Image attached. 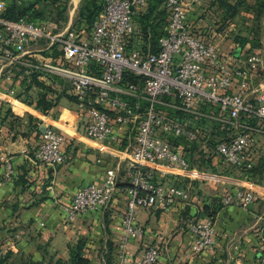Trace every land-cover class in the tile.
Masks as SVG:
<instances>
[{"label":"built area","instance_id":"2783aa9c","mask_svg":"<svg viewBox=\"0 0 264 264\" xmlns=\"http://www.w3.org/2000/svg\"><path fill=\"white\" fill-rule=\"evenodd\" d=\"M150 1L105 0L88 32L70 29L51 34L42 24L25 18L9 21L0 15V78L11 82L8 94L15 95L20 81L33 74L63 78L84 133L119 148L125 144L124 158L108 167L101 181L82 185L69 203L62 204L68 220L83 211L103 209L118 179H127L122 235L113 264H154L159 256L158 245L150 244L140 256L129 258L127 239L141 233L137 207L165 209L176 201H188L192 182L208 176L211 155L230 169L251 167L256 137L264 135V87L247 96L249 78L260 71L264 78L263 55L248 49L238 61L201 38L189 16L203 0H161L166 24L156 46L129 47L135 33L132 14ZM3 9L0 1V14ZM42 39L49 43L39 45ZM55 42L57 60L35 57ZM173 138L186 141L187 149ZM63 139L59 129L45 125L31 158L51 167L62 163ZM198 151L203 160L190 161ZM167 166L183 169L187 181L164 178ZM253 198V190L246 186L225 192L222 202L247 206ZM187 228L193 236L192 250L214 243L211 217H190Z\"/></svg>","mask_w":264,"mask_h":264},{"label":"crops","instance_id":"0c3cea01","mask_svg":"<svg viewBox=\"0 0 264 264\" xmlns=\"http://www.w3.org/2000/svg\"><path fill=\"white\" fill-rule=\"evenodd\" d=\"M227 1L237 2L201 1L191 11L190 23L201 38L240 61V53L259 47L253 40L259 39V44L261 40L258 31L249 29L239 30L238 44L236 38L227 39V26L217 22L219 16L228 18L224 23L231 20ZM245 2L238 0V13ZM236 8L228 13L233 14ZM251 8L254 12L255 7ZM35 79L21 80L11 96V82L0 78V258H4L1 264H48L56 258L67 261L68 244L79 237L85 238L88 264H113L116 244L122 235L120 219L126 208L127 179H118L117 189L103 209L83 211L68 220L62 204L69 203L82 185L101 181L106 169L124 158L125 144L119 148L84 133L63 78ZM261 86L264 87L263 75H252L247 96L253 97V89ZM42 93L53 101L46 110L38 105ZM45 125L56 127L64 136V161L55 167L31 158ZM252 153L255 165L264 156L263 134L257 135ZM211 164L206 163L205 179L192 182L188 201H176L165 209L137 207L136 222L141 233L127 239L130 260L140 256L148 245L156 244L160 252L154 264H264V171L249 179L239 170L217 168L216 164L211 168ZM163 170L166 179L187 181L181 168L167 166ZM246 186L254 193L247 206L222 202L225 192ZM214 202L221 203L213 217L214 243L194 251L187 219L206 216L204 205Z\"/></svg>","mask_w":264,"mask_h":264},{"label":"rangeland","instance_id":"374dc122","mask_svg":"<svg viewBox=\"0 0 264 264\" xmlns=\"http://www.w3.org/2000/svg\"><path fill=\"white\" fill-rule=\"evenodd\" d=\"M91 1L92 0H55L54 3H51V0H41L34 5L32 13L35 9H38L39 11L41 10L42 15H35L36 17L31 19L33 22L46 26L47 31L51 34H62L64 31L70 29H75L76 31L85 30V32H88L91 28V23H89L84 17L83 9H85L87 5H91ZM104 2L105 0H96V5L98 7L96 10L98 11L94 12L92 19L102 11ZM253 2L254 0H247V2L242 4L241 12L238 13V0L235 4L227 1L225 5L226 7L230 6V8H227V14L231 15V20L229 19V23H224L228 18L225 19L219 16L217 22H222L227 26V39L233 41L236 38L237 44L239 30L240 32H245L246 29L252 30V32L253 30H255V32L258 31L262 43H258L259 47H254V49L259 54L263 55L262 57L264 59V5H261L264 1L256 0L254 5ZM234 6H237L235 9L236 11L233 14L228 13V11L233 10ZM251 6L255 7L254 12ZM262 12L263 14L259 17ZM253 13L254 15L252 16L251 14ZM132 19L134 22L135 33L132 35L129 47L145 48L147 44L156 46L157 38L162 34L163 28L166 24V12L163 6H161V0H152L147 7L136 10L132 14ZM143 28H146L145 31H143ZM256 40L258 42L259 39ZM47 43H49V39H42L40 40L39 45L42 44V46H44V44L46 45ZM56 46L57 42L53 43L49 49L38 52L37 54L40 56L39 59L47 58L48 60H57L58 50ZM258 75L262 76L263 71L262 73L261 71L258 72L256 76ZM72 110L74 111V108ZM218 131L220 132L219 129H216L215 134H219ZM173 142L181 143L187 149L188 143L186 141L173 138ZM190 149H195V145L192 144ZM200 154L202 155V152L198 151V153H195L194 157L192 155L190 161L195 162V160L202 159ZM210 157L211 160L209 162L212 163L211 168H213V166L215 168V164L217 168L223 169L226 167L225 164L214 155H211Z\"/></svg>","mask_w":264,"mask_h":264},{"label":"trees","instance_id":"16d2710c","mask_svg":"<svg viewBox=\"0 0 264 264\" xmlns=\"http://www.w3.org/2000/svg\"><path fill=\"white\" fill-rule=\"evenodd\" d=\"M41 0H29V1H23V0H3L4 2V9L1 11V18L9 21L16 20L18 18H25L28 21H32L31 18H34L36 16L42 15L41 10L38 9L34 10V14L32 13L34 9V5L37 2H40ZM45 1V0H43ZM55 0H51V3H54ZM264 1V0H263ZM91 5H87L85 9H83V15L86 18V20L91 23L94 21V19L97 17V15L92 19V15L94 12H97L96 10L98 7L96 5V0L91 1ZM261 5H264V2L261 3ZM47 7V6H45ZM63 9V8H62ZM262 9V8H261ZM61 11V10H60ZM36 15V16H35ZM0 24V29H1ZM146 28H143V31H145ZM244 40H241V43H243ZM254 45H258V42L256 39L253 40ZM36 74H33L31 77L23 78L22 80H26L27 82L30 80H36ZM38 105H40L42 110H46L49 106L53 105V101L47 100L45 93H42L39 95L38 98ZM237 170L243 172V176L246 178H254V174H260L262 171H264V156L261 158V160L255 164L251 165V167H240ZM175 182V181H174ZM221 206V203L214 204H205L203 211L206 216H209L213 219L214 214L216 210ZM85 238L79 237L74 243L68 244V251H69V258L67 261L62 260L61 258H56L55 260H51L48 264H88V258L84 254V247H85ZM4 258H0V264Z\"/></svg>","mask_w":264,"mask_h":264}]
</instances>
